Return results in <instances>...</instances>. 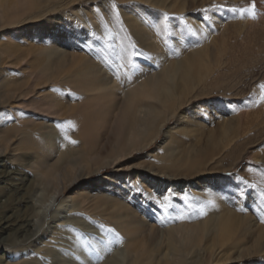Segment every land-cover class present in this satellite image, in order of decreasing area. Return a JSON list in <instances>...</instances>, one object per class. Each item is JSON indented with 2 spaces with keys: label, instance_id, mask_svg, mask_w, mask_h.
<instances>
[{
  "label": "bare ground",
  "instance_id": "6f19581e",
  "mask_svg": "<svg viewBox=\"0 0 264 264\" xmlns=\"http://www.w3.org/2000/svg\"><path fill=\"white\" fill-rule=\"evenodd\" d=\"M80 1L0 0V264H263L264 229L235 214L237 181L212 176L223 153L209 124L228 110L190 107L214 54L203 23L177 17L183 0Z\"/></svg>",
  "mask_w": 264,
  "mask_h": 264
},
{
  "label": "rangeland",
  "instance_id": "374dc122",
  "mask_svg": "<svg viewBox=\"0 0 264 264\" xmlns=\"http://www.w3.org/2000/svg\"><path fill=\"white\" fill-rule=\"evenodd\" d=\"M124 1L123 3L130 4L136 0ZM95 2L99 5L102 3L104 7L110 4L108 0H81L80 5H93ZM253 3L256 5L255 19L251 18L248 13L229 11L233 7L248 8ZM217 5L224 6L223 10H218L215 7ZM181 7L184 9L181 10ZM175 9H177L175 13L178 18L181 19L185 13L193 21L203 23L209 41V52L210 54L214 53L213 56H205V61L210 60L211 63L204 66L197 65V67H201L199 77L204 81L200 91H206L202 93L198 101L191 102L190 107L198 102L217 101L228 110L223 117L210 113L213 116L209 129L216 141L220 143L216 142L214 150H220L223 153L216 160V162H220L219 168L222 171L213 173L212 176L229 177L237 181L236 189L238 188L241 193L237 191L235 195L233 206H236L235 210L237 209L236 217L252 220L254 225L264 229V223H261L264 213H256L253 201L254 198L264 199L260 196V191L264 189V176L261 175L264 173V102L257 103L261 92L259 85L264 84V0H183L181 5L179 4ZM186 24L190 26L188 22ZM191 32L193 36H196L193 31ZM199 41H202L200 45L207 43H205V39ZM181 44H184L183 41ZM204 47L206 46L204 45ZM244 48H247L250 54H244ZM235 56L238 57L236 63ZM245 56L247 60H244ZM225 60L227 61L225 62ZM230 60L233 62L231 63ZM230 68L239 72L234 73L235 76L227 77L226 73L231 75ZM217 70L223 74L219 78H217ZM175 123L176 121L172 120L166 128L173 127ZM225 125L229 128L226 136L224 135ZM197 134L204 143L206 134H202V132ZM163 137L162 134L159 141L151 148L138 152L134 156L135 159L142 158L141 161L147 162L151 158V153L164 139ZM208 149L212 148L208 147ZM112 175H114L113 169L107 168V171L104 169L100 174L82 178L67 189L66 196H75L73 193L78 191L83 183L98 182L100 179ZM245 181L248 185H256V188L246 186ZM4 200L2 199V201ZM262 209L264 210V205ZM189 215H191V211ZM247 243L249 244V242ZM259 260L264 264L263 257H260Z\"/></svg>",
  "mask_w": 264,
  "mask_h": 264
},
{
  "label": "snow or ice",
  "instance_id": "6c2138e0",
  "mask_svg": "<svg viewBox=\"0 0 264 264\" xmlns=\"http://www.w3.org/2000/svg\"><path fill=\"white\" fill-rule=\"evenodd\" d=\"M215 7L218 10H223V7L224 6L217 5ZM255 7H256V5H255V3H253L248 8H239L238 9V8L233 7L231 9H229V11H231L233 13H236V12H239V13H248V14L251 15V18L255 19L256 18L255 11H254L255 10ZM112 8L115 9L116 8V5L115 4H112ZM116 16H117V18H119V12L118 11L116 12ZM165 18H167V14H165ZM189 31H191L190 26H189ZM131 47H132L133 50L129 53V56L127 58V63L126 64L122 63V64L119 65V68L120 69H126V71H125L124 74H125V76H128L129 79L131 78L130 75H129V73L134 72V71H141L140 66L137 63L134 62L133 58L134 57H139V56L143 55L139 51H136L135 50L136 49V46L134 44ZM121 59H123V58H121ZM259 88H260L261 92H260L259 101H257V103L264 102V84H260L259 85ZM71 143L75 144L77 142L76 141H71ZM249 171H252V169H249ZM261 175L264 176V173H262ZM244 183H245L246 186H248L250 188H253V189L256 188V185H248L246 181ZM137 191H140V189H137ZM260 196L262 198H264V189H262L260 191ZM185 200L187 201V197H185ZM261 202L264 203V199H262ZM160 207L162 208V210L166 214L169 213L170 205L167 202L161 204ZM188 207L189 208H193L194 211H198L199 215H201V216L207 214L203 207L194 206L193 204H188ZM241 210L243 211L244 209H241ZM175 218L176 219H179V220H183L186 217L184 216L183 213H180V214L176 215ZM261 223H264V219H261ZM110 231H112V230H110ZM96 251H98V249H96Z\"/></svg>",
  "mask_w": 264,
  "mask_h": 264
}]
</instances>
